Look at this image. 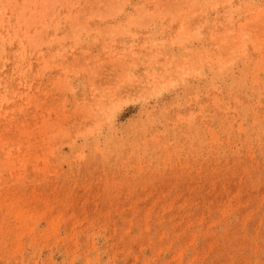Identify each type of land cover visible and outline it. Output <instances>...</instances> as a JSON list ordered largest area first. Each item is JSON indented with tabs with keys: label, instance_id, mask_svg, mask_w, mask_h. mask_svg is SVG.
Returning a JSON list of instances; mask_svg holds the SVG:
<instances>
[{
	"label": "rangeland",
	"instance_id": "374dc122",
	"mask_svg": "<svg viewBox=\"0 0 264 264\" xmlns=\"http://www.w3.org/2000/svg\"><path fill=\"white\" fill-rule=\"evenodd\" d=\"M0 264H264V0H0Z\"/></svg>",
	"mask_w": 264,
	"mask_h": 264
}]
</instances>
